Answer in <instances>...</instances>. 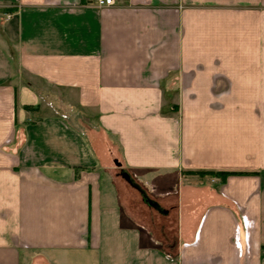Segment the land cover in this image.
I'll use <instances>...</instances> for the list:
<instances>
[{
  "label": "crops",
  "instance_id": "crops-1",
  "mask_svg": "<svg viewBox=\"0 0 264 264\" xmlns=\"http://www.w3.org/2000/svg\"><path fill=\"white\" fill-rule=\"evenodd\" d=\"M0 264H264V0H0Z\"/></svg>",
  "mask_w": 264,
  "mask_h": 264
},
{
  "label": "water",
  "instance_id": "water-1",
  "mask_svg": "<svg viewBox=\"0 0 264 264\" xmlns=\"http://www.w3.org/2000/svg\"><path fill=\"white\" fill-rule=\"evenodd\" d=\"M115 163L117 166H120V163L115 160ZM120 175L134 188H136L142 195L143 200L145 203H147L149 206L154 207L158 211L162 212L163 209L159 206L157 202L154 200L148 198L144 192V190L135 182V180L131 177V175L124 169H121Z\"/></svg>",
  "mask_w": 264,
  "mask_h": 264
},
{
  "label": "trees",
  "instance_id": "trees-1",
  "mask_svg": "<svg viewBox=\"0 0 264 264\" xmlns=\"http://www.w3.org/2000/svg\"><path fill=\"white\" fill-rule=\"evenodd\" d=\"M26 108H29L30 106L29 105H25ZM194 173H198V174H204V173H207V174H214V175H219L221 177V179H224V176L226 174H229V173H235L236 171H212V170H207V171H204V170H200V171H193Z\"/></svg>",
  "mask_w": 264,
  "mask_h": 264
},
{
  "label": "built area",
  "instance_id": "built-area-1",
  "mask_svg": "<svg viewBox=\"0 0 264 264\" xmlns=\"http://www.w3.org/2000/svg\"><path fill=\"white\" fill-rule=\"evenodd\" d=\"M97 7H107L114 4V0H93Z\"/></svg>",
  "mask_w": 264,
  "mask_h": 264
},
{
  "label": "rangeland",
  "instance_id": "rangeland-1",
  "mask_svg": "<svg viewBox=\"0 0 264 264\" xmlns=\"http://www.w3.org/2000/svg\"><path fill=\"white\" fill-rule=\"evenodd\" d=\"M112 167H113V169H114V173L115 174H117V175H119V172L121 171L120 170V167H117L116 165H115V163L113 162L112 163ZM148 190H149V188H148ZM152 191H153V189H151ZM149 192H151L150 190H149ZM151 194V193H150ZM150 194H148L149 195V197H151V198H154L153 196H151Z\"/></svg>",
  "mask_w": 264,
  "mask_h": 264
}]
</instances>
